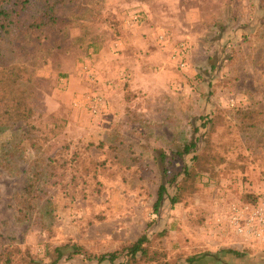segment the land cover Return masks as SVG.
Wrapping results in <instances>:
<instances>
[{"label":"rangeland","instance_id":"rangeland-1","mask_svg":"<svg viewBox=\"0 0 264 264\" xmlns=\"http://www.w3.org/2000/svg\"><path fill=\"white\" fill-rule=\"evenodd\" d=\"M56 1L0 0V8L22 21L50 4L64 8L52 40L59 31L78 39L62 45L64 63L73 66L81 52L78 63L98 66L103 82L109 51L93 54L113 36L112 21L138 15L135 23L155 27L166 50L139 78L140 95L125 70L128 103L114 94L94 117L77 105L93 90L84 77L38 75L50 47L38 35L45 33L21 44L15 63L34 114L30 126L0 136V264H99L96 257L115 252L118 260L101 264H264V241L238 234L229 220L234 206L264 193L260 0ZM191 141L190 154L172 157ZM160 151L180 175L156 215ZM143 236V252L124 251ZM73 246L85 254L70 258Z\"/></svg>","mask_w":264,"mask_h":264},{"label":"trees","instance_id":"trees-1","mask_svg":"<svg viewBox=\"0 0 264 264\" xmlns=\"http://www.w3.org/2000/svg\"><path fill=\"white\" fill-rule=\"evenodd\" d=\"M74 1L77 0H57L56 2L62 4L64 2L73 3ZM260 4L264 7V0H260ZM62 9L64 8H56L53 4H50L49 8H42L40 15H34L30 20L22 21L15 18L12 11L0 8V136L3 134V130L16 128L19 124L31 125L30 121L33 119L34 114L31 106L30 93L32 92L25 85L26 81L23 77L26 72L24 73V68L15 63V58L22 51L21 44L28 41L33 33L37 31L44 32L45 34L42 37L41 34H38L42 38V42L60 29L58 16L62 13ZM120 23L112 21L110 25L119 32L117 26H120ZM118 34L120 35L122 32ZM194 147L195 142L191 141L185 144L182 150L175 152L172 157L188 155ZM157 159L160 164L163 181L159 187L157 200L154 205V213L156 215H158L159 208L165 200L168 186L174 185L180 175V172H175L172 169L166 152L160 151ZM46 162L47 166L52 165V163L56 164L52 158H48ZM254 197L257 198L258 196ZM171 202L175 204L176 199L172 198ZM146 241V236H143L134 244L125 248L124 251H128L130 256L136 257L140 252L144 251L143 245ZM67 248L69 247L67 246ZM72 249L69 255L70 258L85 254L79 246H73ZM56 252L59 257L64 254L62 248H58ZM229 253L238 255L233 250H229ZM119 258L120 253L118 252L96 257L99 264L103 262L114 263Z\"/></svg>","mask_w":264,"mask_h":264},{"label":"crops","instance_id":"crops-1","mask_svg":"<svg viewBox=\"0 0 264 264\" xmlns=\"http://www.w3.org/2000/svg\"><path fill=\"white\" fill-rule=\"evenodd\" d=\"M107 27L113 36H110L107 41L108 46L105 42H103V40H101L104 49L99 53L98 51H94L93 56L95 59H99L101 54H105L106 50L109 51V56L107 57V60L110 63L108 64V70L110 73L109 80H105V82H103L104 80L102 79H104V77L99 74L98 69H95L98 66L88 62H83L81 64L78 63L79 59L84 61L82 58L84 54H81V52L79 55L76 53L77 57L73 60L75 61L73 66L68 67L67 64L64 63V60L68 59L69 55L68 50L63 49L62 45H64L67 39H69V42L70 40L73 42H77L78 40L75 36L72 39L69 37V34L67 35L64 31H59L56 39L52 40V36L55 38V35H50L47 38L46 41L50 46L47 50L45 49L44 53L45 60L47 62L45 61L43 66L40 68L38 75L42 77L50 75L54 77L56 75L58 78L61 77L62 80L65 79L67 81H70L71 78L77 79V77L81 75V77H84L86 81L89 82L90 86L93 87V90L81 95L82 97L92 92H97L102 94L106 101L107 97L110 98L111 102L114 94L121 93L123 95L124 102L128 103L126 95H128L130 90L132 91L131 93L140 95V89L138 87L139 78L145 73V71L155 68L154 65H157L155 63V59L161 57L166 50L164 47L160 46L159 41L157 40L156 34L158 31L155 30V27L148 23L138 24L132 22V20L121 22L120 26H117L118 31L122 32V35H119L112 25L108 24ZM130 31H134L136 36L132 37L129 33ZM144 34L145 36H143ZM56 44L58 45L55 47L57 52H54L55 50H52V46ZM46 55H49V57H46ZM85 65L89 67L94 79H90V74H86L84 72ZM100 69H105L104 65ZM125 70H127L128 74H131L130 77H132V80H130L129 83H133L134 86L132 88L130 87V90L128 87L125 88L126 83L124 86L125 89L121 87L124 83L123 79L126 75ZM80 105L83 107L84 103H81Z\"/></svg>","mask_w":264,"mask_h":264},{"label":"built area","instance_id":"built-area-1","mask_svg":"<svg viewBox=\"0 0 264 264\" xmlns=\"http://www.w3.org/2000/svg\"><path fill=\"white\" fill-rule=\"evenodd\" d=\"M139 21V16L135 15L132 22ZM160 40L164 39V35L159 36ZM185 49L181 51L185 53ZM180 54V52H179ZM84 72L90 74L89 78L94 79L87 65L84 66ZM84 103L92 116H100L106 109L105 97L97 92H92L77 100V104ZM230 223L235 227L238 234L244 235L259 241H264V193L253 204L234 206L231 209Z\"/></svg>","mask_w":264,"mask_h":264}]
</instances>
